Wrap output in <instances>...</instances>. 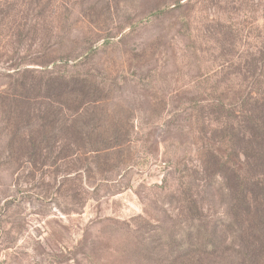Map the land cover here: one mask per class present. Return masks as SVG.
Here are the masks:
<instances>
[{"label":"rangeland","instance_id":"obj_1","mask_svg":"<svg viewBox=\"0 0 264 264\" xmlns=\"http://www.w3.org/2000/svg\"><path fill=\"white\" fill-rule=\"evenodd\" d=\"M253 58L264 0H0V264H264V158L201 181L186 114Z\"/></svg>","mask_w":264,"mask_h":264},{"label":"trees","instance_id":"obj_2","mask_svg":"<svg viewBox=\"0 0 264 264\" xmlns=\"http://www.w3.org/2000/svg\"><path fill=\"white\" fill-rule=\"evenodd\" d=\"M252 64L255 69L249 76L243 74L249 63H239L236 75L238 82L233 90L220 94L212 93L213 90L199 93L206 94L205 97L211 98L213 102L202 105L192 100L190 108L186 109L189 132L198 143L194 172L205 183H218L216 171L222 165L226 153L237 159L231 164L234 171H243L250 165L252 167L255 160L264 158V58H253ZM226 75L231 73L227 72ZM246 82H249L248 85ZM58 84L69 86L63 82ZM72 85L86 84L76 80ZM242 157L247 158V163L241 160ZM239 175L242 181H248L247 177Z\"/></svg>","mask_w":264,"mask_h":264}]
</instances>
